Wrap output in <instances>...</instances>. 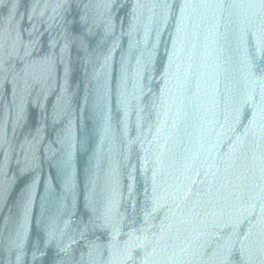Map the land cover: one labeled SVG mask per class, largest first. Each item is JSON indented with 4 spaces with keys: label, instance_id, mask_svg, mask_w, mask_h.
<instances>
[{
    "label": "water",
    "instance_id": "1",
    "mask_svg": "<svg viewBox=\"0 0 264 264\" xmlns=\"http://www.w3.org/2000/svg\"><path fill=\"white\" fill-rule=\"evenodd\" d=\"M0 264H264V0H0Z\"/></svg>",
    "mask_w": 264,
    "mask_h": 264
}]
</instances>
